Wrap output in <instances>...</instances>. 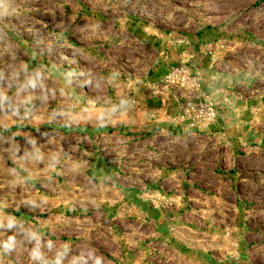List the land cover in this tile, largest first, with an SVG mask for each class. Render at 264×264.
<instances>
[{
    "label": "rangeland",
    "instance_id": "374dc122",
    "mask_svg": "<svg viewBox=\"0 0 264 264\" xmlns=\"http://www.w3.org/2000/svg\"><path fill=\"white\" fill-rule=\"evenodd\" d=\"M264 264V0H0V264Z\"/></svg>",
    "mask_w": 264,
    "mask_h": 264
},
{
    "label": "clouds",
    "instance_id": "9594fccd",
    "mask_svg": "<svg viewBox=\"0 0 264 264\" xmlns=\"http://www.w3.org/2000/svg\"><path fill=\"white\" fill-rule=\"evenodd\" d=\"M97 264H99V261H97Z\"/></svg>",
    "mask_w": 264,
    "mask_h": 264
}]
</instances>
